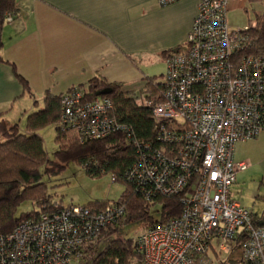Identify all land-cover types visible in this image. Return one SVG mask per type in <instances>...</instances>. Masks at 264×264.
Returning <instances> with one entry per match:
<instances>
[{
    "label": "built area",
    "instance_id": "1",
    "mask_svg": "<svg viewBox=\"0 0 264 264\" xmlns=\"http://www.w3.org/2000/svg\"><path fill=\"white\" fill-rule=\"evenodd\" d=\"M229 2L200 0L182 50L166 58L163 93L136 94L152 110L158 145L140 144L123 180L110 173L112 181L130 183L149 200L182 194L183 206L180 215L136 235L141 264H210L215 241L218 252L230 253L238 237L242 264H264V223L232 196L238 173L251 165L235 159L236 143L264 131V54L247 51L249 26L231 28ZM5 15L14 17L11 10ZM113 107L109 95L88 98L72 87L62 96L61 124L84 139L103 138L125 127ZM126 212V203L116 200L24 219L0 234V264H82L84 249Z\"/></svg>",
    "mask_w": 264,
    "mask_h": 264
},
{
    "label": "crops",
    "instance_id": "2",
    "mask_svg": "<svg viewBox=\"0 0 264 264\" xmlns=\"http://www.w3.org/2000/svg\"><path fill=\"white\" fill-rule=\"evenodd\" d=\"M15 1L16 14L0 30V114L11 119L16 108L23 116L30 104L40 108L46 91L62 94L96 75L136 91L159 69L163 76L167 54L183 48L200 0ZM256 140L264 146V131ZM235 159L241 160L236 153Z\"/></svg>",
    "mask_w": 264,
    "mask_h": 264
},
{
    "label": "trees",
    "instance_id": "3",
    "mask_svg": "<svg viewBox=\"0 0 264 264\" xmlns=\"http://www.w3.org/2000/svg\"><path fill=\"white\" fill-rule=\"evenodd\" d=\"M17 8L15 0H0V30L6 20L5 12L11 10L16 14ZM255 20L256 24L248 29L250 44L247 51L264 54V12L257 14ZM181 50L182 46H179L171 51ZM173 52L169 51L167 56ZM16 73L24 91L38 103L39 100L28 80ZM107 86L113 88L112 92L104 94L111 96L114 101L112 114L124 123L125 127L103 138L84 139L75 131L63 128V93L46 91L43 96L44 105L27 114L25 128L21 127L19 120L5 116V112L0 114V234L11 232L24 219L65 206L51 198L48 184L43 179L42 168L46 164L49 169H55L75 161L93 176L114 173L123 180L124 174L138 155L139 145L146 142L158 145L152 110L146 105H139L136 102V94L145 92L151 97L160 96L165 89L164 75L145 78L138 91L125 89L122 83L109 82L99 75L77 87L83 89L88 98H95L98 96L97 91ZM51 124H55L57 130L58 148L54 160L49 159L44 138L39 133ZM119 200L126 203L125 216L103 230L99 239L110 237L103 250L98 252V241L84 249L82 264H141L142 256L137 249L136 236L112 237V233L119 232L122 224L133 221L141 222L144 229L148 228L156 222L180 215L183 209L182 194L157 195L153 200H149L135 192L130 183H127V190ZM24 202H31L33 207L20 210ZM108 202L97 200L85 206L102 208ZM254 219L256 223H264V219ZM242 240V237H238L235 247L241 244ZM242 261L243 257L238 260V264H242Z\"/></svg>",
    "mask_w": 264,
    "mask_h": 264
},
{
    "label": "rangeland",
    "instance_id": "4",
    "mask_svg": "<svg viewBox=\"0 0 264 264\" xmlns=\"http://www.w3.org/2000/svg\"><path fill=\"white\" fill-rule=\"evenodd\" d=\"M264 12L262 0H230L227 17L231 28L240 29L246 26H253L257 14ZM158 70V76L163 77ZM43 102V101H42ZM44 105L41 103V106ZM40 106V107H41ZM28 113L39 109L38 104H30L26 108ZM25 113V112H23ZM15 109V119L19 120L22 128H25L26 117ZM39 133L44 138V143L50 160L56 159L57 130L55 124L48 125ZM236 157L241 160H249L251 165L238 173L237 181L233 184V197L254 212L257 220L264 219V146L254 139L242 140L236 143ZM52 162H50V165ZM46 164L43 170V179L48 184V191L53 201L64 205L81 204L86 205L97 200L116 201L121 198L127 190V183L123 181L113 182L111 174L93 176L87 169L75 161H70L65 167L49 169ZM31 202H24L20 210L31 209ZM144 230L141 222H127L122 224L119 232L112 233V237L136 236ZM110 237H103L98 240V252L103 250L109 243ZM209 250L210 264H238L243 257L241 244L234 247L230 253L223 250L218 252V245ZM235 244V242H233ZM86 264V263H85Z\"/></svg>",
    "mask_w": 264,
    "mask_h": 264
},
{
    "label": "water",
    "instance_id": "5",
    "mask_svg": "<svg viewBox=\"0 0 264 264\" xmlns=\"http://www.w3.org/2000/svg\"><path fill=\"white\" fill-rule=\"evenodd\" d=\"M113 88L111 86H107L103 89H100L97 91V95H104V94H108L110 92H112Z\"/></svg>",
    "mask_w": 264,
    "mask_h": 264
}]
</instances>
